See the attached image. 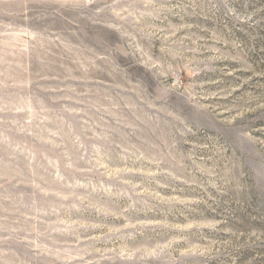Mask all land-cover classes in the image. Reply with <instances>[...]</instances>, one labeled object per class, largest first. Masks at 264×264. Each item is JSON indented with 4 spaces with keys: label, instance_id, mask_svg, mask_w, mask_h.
<instances>
[{
    "label": "rangeland",
    "instance_id": "374dc122",
    "mask_svg": "<svg viewBox=\"0 0 264 264\" xmlns=\"http://www.w3.org/2000/svg\"><path fill=\"white\" fill-rule=\"evenodd\" d=\"M0 264H264V0H0Z\"/></svg>",
    "mask_w": 264,
    "mask_h": 264
}]
</instances>
